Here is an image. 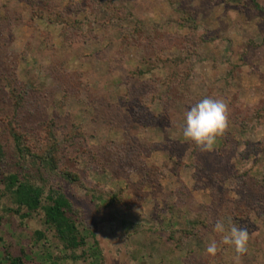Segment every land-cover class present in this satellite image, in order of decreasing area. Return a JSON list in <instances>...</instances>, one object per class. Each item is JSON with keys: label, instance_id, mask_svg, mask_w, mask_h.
Returning <instances> with one entry per match:
<instances>
[{"label": "rangeland", "instance_id": "374dc122", "mask_svg": "<svg viewBox=\"0 0 264 264\" xmlns=\"http://www.w3.org/2000/svg\"><path fill=\"white\" fill-rule=\"evenodd\" d=\"M208 96L229 128L202 151L182 126ZM0 170L62 191L86 241L4 197L0 264H234L217 220L264 264V0H0Z\"/></svg>", "mask_w": 264, "mask_h": 264}, {"label": "trees", "instance_id": "16d2710c", "mask_svg": "<svg viewBox=\"0 0 264 264\" xmlns=\"http://www.w3.org/2000/svg\"><path fill=\"white\" fill-rule=\"evenodd\" d=\"M11 136L18 153L28 154V147L22 141L21 135L13 128ZM56 151L53 143L47 148L45 156H39L43 166L54 169V154ZM54 157V158H53ZM68 179L75 180V176L66 174ZM6 197L13 205L8 210L19 215L20 218L29 216L37 211H42L44 224L54 230L56 237L66 249L75 250L85 245V236L80 232L74 218V208L66 195L55 188L44 189L29 179L21 178L16 172L4 173L0 170V201ZM37 239L44 238L40 230L34 231ZM11 264H24V252L10 259Z\"/></svg>", "mask_w": 264, "mask_h": 264}, {"label": "clouds", "instance_id": "9594fccd", "mask_svg": "<svg viewBox=\"0 0 264 264\" xmlns=\"http://www.w3.org/2000/svg\"><path fill=\"white\" fill-rule=\"evenodd\" d=\"M229 106L220 98L211 96L191 105L185 112V123L182 126L184 138L195 142L202 151H211L218 137H222L229 128ZM214 231L224 234L220 243L234 246L236 255L234 264H242L241 257L248 251L249 232L247 228L231 225L226 229L223 221L217 220ZM219 251L218 243L211 241L206 252L215 256Z\"/></svg>", "mask_w": 264, "mask_h": 264}]
</instances>
